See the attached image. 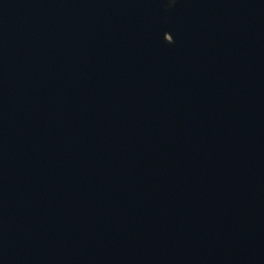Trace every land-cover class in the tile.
I'll use <instances>...</instances> for the list:
<instances>
[{
	"label": "water",
	"instance_id": "95a60500",
	"mask_svg": "<svg viewBox=\"0 0 264 264\" xmlns=\"http://www.w3.org/2000/svg\"><path fill=\"white\" fill-rule=\"evenodd\" d=\"M0 264H264V0H0Z\"/></svg>",
	"mask_w": 264,
	"mask_h": 264
}]
</instances>
